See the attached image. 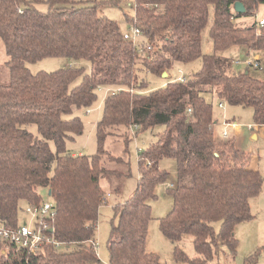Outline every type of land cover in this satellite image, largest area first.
<instances>
[{"label":"trees","instance_id":"obj_1","mask_svg":"<svg viewBox=\"0 0 264 264\" xmlns=\"http://www.w3.org/2000/svg\"><path fill=\"white\" fill-rule=\"evenodd\" d=\"M45 1L48 9L42 10L39 4ZM134 1V18L127 19L142 30V44L126 39L119 22L100 12L103 2L97 0H0V36L10 71L9 82H0V226L17 229L26 221L21 211L50 201L55 214L46 233L58 242L44 240L29 251L3 241L0 264H102L95 247L99 209L107 201L101 179L107 173L123 175L121 169H106L102 155L107 135L122 126L165 127L139 156L133 195L115 206L110 264H164L146 248L149 201L157 198V185L168 180L160 168L164 157L176 159L178 166L176 184L167 187L173 208L160 219L176 260L215 264L225 245L236 252V226L254 217L251 198L261 192L264 177L250 167L251 153L235 140L217 141L214 102L208 96L252 107L254 123L264 125V78L251 74L250 67L237 72L225 53L238 47L264 54V25L237 22L255 14L264 0ZM238 1L246 7L243 14L234 9ZM207 27L215 48L210 54L202 49ZM46 57L83 61L90 71L77 65L33 73L28 63ZM198 58L202 67L185 81L172 78L153 88L140 79L145 72L162 78L177 63ZM110 87L120 91L105 98L96 123L97 153L67 151V140L84 128L75 112L93 106L99 90ZM33 124L39 135L30 131ZM116 160L127 165L123 176L128 177L129 162ZM41 188H48L51 200L44 199ZM214 222H220L219 229ZM185 236L193 238L195 256L182 248ZM59 243L76 247L60 252Z\"/></svg>","mask_w":264,"mask_h":264},{"label":"rangeland","instance_id":"obj_2","mask_svg":"<svg viewBox=\"0 0 264 264\" xmlns=\"http://www.w3.org/2000/svg\"><path fill=\"white\" fill-rule=\"evenodd\" d=\"M93 1V0H91ZM103 2L100 12L107 15L109 18L118 21L121 29L123 31H129L132 25V17L135 14V1L134 0H97ZM39 7L42 10L48 9V3L41 2ZM128 16H132L131 19H127ZM264 16V4H261L257 12L251 15H245L237 19V22L241 25H251L263 18ZM134 18V17H133ZM212 19V16H211ZM209 29L207 27L203 34L202 49L204 53L210 54L215 52L214 45L209 36ZM143 36L138 41V44H142ZM234 60L241 59L244 60L248 57L255 58L260 55L262 64L264 66V54L261 52H254L252 50H247L246 48L234 47L227 52ZM8 55L6 51V46L3 38L0 36V82L8 83L10 80V71L7 66ZM81 66L85 65L87 71H90L89 63L83 61L72 60L68 57H46L38 61L28 63V67L33 73L39 71H54L59 68L67 66ZM203 65L202 58H198L190 63H177L172 69H169L167 76H159L145 72L140 73V79L146 81L147 86L157 87L166 84L169 79H179V76H186L190 78L197 72ZM235 70L237 72H244L248 69L246 65H235ZM182 69L183 72H179ZM251 74L264 78V70H255L254 68L248 69ZM144 81V82H145ZM185 81V80H183ZM145 84V83H144ZM120 91L118 88H105L99 90L98 99L90 108H81L75 112V115L81 116L84 121V128L82 134L75 135L73 139H69L66 142V150L69 152H74L76 154H88L93 155L97 153L98 150V140H97V121L101 118L104 101L106 96L111 93ZM208 99H212L213 104V116L217 121L215 125V133L219 139V143L224 144L228 142L231 138L236 137L238 140V146L251 153L252 161L255 159L259 165V170L264 177V125L261 127H256L250 129L249 125L256 126L253 117V108L242 105H230L226 102H221L216 96L209 95ZM222 104V106H220ZM236 123L232 125L228 131V135H225L226 123ZM163 125H156L152 128L145 130H140L136 126L130 128L119 127L115 128V131L110 135H107L104 142V147L106 153L102 155L103 165L108 170L121 169L123 175L128 173L127 165L119 163L116 158H123L129 162L130 174L127 176L121 175L118 177L113 174H104L101 179V185L105 189L107 194V201L104 202L99 209V217L97 223L96 240L95 247L97 248L99 258L102 264H110L108 241L111 236V231L113 227V222H117L115 206L124 203L128 198H130L137 188L138 180L140 177L139 170V156L147 149V147L158 139L157 135L164 129ZM30 131L35 135H39L38 127L36 124L30 125ZM114 130V129H112ZM253 133L258 134V137H254ZM232 140V139H231ZM235 140V139H233ZM51 147L55 149L53 141L50 142ZM160 168L167 172L168 180L165 183H161L156 187V199H151L149 202L152 206V219L149 224V231L147 237L146 248L150 252L157 253L164 264H190L188 262L178 261L174 257V243L169 238H167L160 229V219L165 217L173 208V197L167 190L168 185L176 184L177 180V161L172 157H164L160 160ZM120 187V190L117 188ZM41 193L46 200H51L48 194V188H41ZM252 211L256 215V219L248 220L240 223L238 228V235L243 237L242 243L238 245L236 252L232 253L229 251L227 246L219 254V258L224 254L229 255V261L226 263L224 259L219 258L215 260V264H249L256 262L255 259L259 256L258 261L264 260V245L258 244L259 240L256 237V232L258 236H262L261 226L256 227L257 222H262V217H264V183L259 195L255 196L252 200ZM21 221L25 220L28 222L32 221V216L21 211ZM261 217V218H260ZM50 226V224H49ZM216 229H219L220 222H214ZM255 239L253 240V238ZM54 240V239H53ZM4 239L0 235V243ZM54 243L58 242L54 240ZM91 243V242H89ZM59 251H71L76 245L71 244L69 247L59 243ZM182 248L190 256H195L197 254L193 238L191 236H185L182 240ZM262 248V249H260ZM260 249V251H259ZM6 250V249H5ZM257 251L260 254H255ZM251 255H254L250 257ZM250 257V258H249ZM254 257V259H253ZM249 259V260H248ZM248 260V261H247ZM257 261V262H258ZM256 262V263H257ZM264 262V261H263ZM254 263V264H256Z\"/></svg>","mask_w":264,"mask_h":264},{"label":"built area","instance_id":"obj_3","mask_svg":"<svg viewBox=\"0 0 264 264\" xmlns=\"http://www.w3.org/2000/svg\"><path fill=\"white\" fill-rule=\"evenodd\" d=\"M258 25H264V16L263 18L257 21ZM143 35L142 30L136 24H132L130 27V32L125 31L124 37L128 40L133 41L135 44H138V41ZM259 56L255 58L248 57L244 60L236 59L234 60L236 65H246L250 68L263 69V64L260 61ZM179 72H183L182 69H179ZM181 80H186V76H179ZM222 106V104H220ZM228 125V124H227ZM251 128L252 125H249ZM227 135V132H225ZM26 212L32 216V221H25L17 229H8L3 225L0 226V235L4 241L10 243H16L19 246L32 251L38 249L44 240H53L50 238L46 230L49 228L50 220L53 218L55 212L53 203L50 201H45L40 205H30L26 208Z\"/></svg>","mask_w":264,"mask_h":264},{"label":"crops","instance_id":"obj_4","mask_svg":"<svg viewBox=\"0 0 264 264\" xmlns=\"http://www.w3.org/2000/svg\"><path fill=\"white\" fill-rule=\"evenodd\" d=\"M257 56H259L260 57V55H257ZM226 124V131L225 132H227V135H228V133H229V131H228V129L232 126V125H235L236 123H230V122H225ZM228 124V125H227ZM256 127H261V125H258V124H256V126H252L250 129H254V128H256ZM253 136L256 138V137H258V134H256V133H253ZM215 137H216V139H217V141H219V139L217 138V136H216V133H215ZM231 139H235V141L237 142V138L236 137H230ZM230 139V140H231ZM237 145H238V143H237ZM252 158H255V157H252ZM254 162H251V164H250V167L251 168H253V169H258L259 170V165H258V163H257V161L254 159L253 160ZM253 199H255V197H253V198H251V211H252V200ZM252 213H253V215H254V217L251 219V220H254V219H256V215H255V213L252 211ZM261 218V217H260ZM262 219V222H257V224H255V226L256 227H259V226H261V228H262V236H258V232H256V237H257V239L259 240L258 242V244H260V245H264V217H262L261 218ZM242 223V222H241ZM240 225V223L236 226V230H235V233H236V237L239 239V245H240V243H242V240H243V237H241V236H239L238 235V226ZM255 239V237L253 238V240ZM219 258V257H218ZM221 258L222 259H224V261L227 263L228 261H229V255L228 254H226V253H224L220 258H219V261L221 260ZM264 260L262 259H260L256 264H264V262H263Z\"/></svg>","mask_w":264,"mask_h":264},{"label":"water","instance_id":"obj_5","mask_svg":"<svg viewBox=\"0 0 264 264\" xmlns=\"http://www.w3.org/2000/svg\"><path fill=\"white\" fill-rule=\"evenodd\" d=\"M234 9H235V11L237 12V13H245L246 12V7H245V5L242 3V2H240V1H238V2H236L235 3V5H234ZM163 75L164 76H167V72H164L163 73ZM50 193V192H49Z\"/></svg>","mask_w":264,"mask_h":264}]
</instances>
